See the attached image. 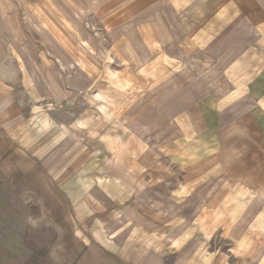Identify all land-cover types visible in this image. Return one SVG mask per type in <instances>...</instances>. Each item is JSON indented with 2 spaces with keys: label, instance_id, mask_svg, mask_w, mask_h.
Listing matches in <instances>:
<instances>
[{
  "label": "rangeland",
  "instance_id": "374dc122",
  "mask_svg": "<svg viewBox=\"0 0 264 264\" xmlns=\"http://www.w3.org/2000/svg\"><path fill=\"white\" fill-rule=\"evenodd\" d=\"M204 2L0 0V106L61 162L124 175L165 215L157 242L171 236L183 264H264V196L239 188L211 153L188 162L195 180L177 156L248 110L245 73L264 53L238 13L205 16ZM218 15L215 43L198 44ZM159 168L171 173L154 193ZM212 196L196 223V203Z\"/></svg>",
  "mask_w": 264,
  "mask_h": 264
},
{
  "label": "crops",
  "instance_id": "0c3cea01",
  "mask_svg": "<svg viewBox=\"0 0 264 264\" xmlns=\"http://www.w3.org/2000/svg\"><path fill=\"white\" fill-rule=\"evenodd\" d=\"M204 1L205 16L222 9V20L234 22L235 16L228 15L238 13L245 27L259 34L258 42L264 47L263 0ZM219 19L215 16L210 27L199 29L198 44L215 43L211 40L219 30V23L214 24ZM262 54L255 64L258 69L244 77L248 110L218 127L207 145L184 147L177 154L187 161L184 170L191 176L188 162L211 153L229 179L259 197L264 196ZM139 118L141 123L143 114ZM179 119L188 129L184 116ZM26 127L15 112L0 106V264H183L177 251L169 248L174 242L171 236L157 242L165 215L160 216L155 203L142 198L124 175L108 165L92 166L90 160L78 167L69 159L61 162L58 151L45 150L38 135ZM107 144L111 148L105 154L116 143ZM158 172L163 175L153 176L156 180L149 185L154 193L171 173L161 168ZM214 203V196L210 202L202 198L196 203V223L208 219ZM211 264L225 263L213 260Z\"/></svg>",
  "mask_w": 264,
  "mask_h": 264
}]
</instances>
